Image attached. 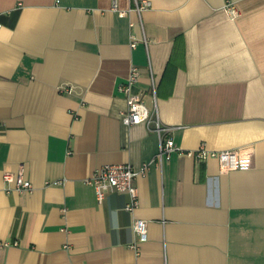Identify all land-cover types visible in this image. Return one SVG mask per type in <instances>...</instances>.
<instances>
[{"label":"crops","instance_id":"crops-1","mask_svg":"<svg viewBox=\"0 0 264 264\" xmlns=\"http://www.w3.org/2000/svg\"><path fill=\"white\" fill-rule=\"evenodd\" d=\"M116 1L125 16L113 0H0V264H264V0ZM132 68L150 124L122 123ZM155 119L181 153L135 178L133 211L118 191L99 204L86 180L153 160ZM200 147L239 169L197 162ZM20 169L31 189L7 193Z\"/></svg>","mask_w":264,"mask_h":264},{"label":"built area","instance_id":"built-area-1","mask_svg":"<svg viewBox=\"0 0 264 264\" xmlns=\"http://www.w3.org/2000/svg\"><path fill=\"white\" fill-rule=\"evenodd\" d=\"M149 3L146 1L136 2L134 10L138 13L147 9ZM112 9L118 11L117 1L113 0ZM120 15H126L124 11H118ZM233 14L234 11L232 10ZM2 25L0 24V30ZM147 46L146 39L143 40ZM137 45L136 40H132L131 47ZM139 71L137 68H132L126 80L118 85V90L125 97L127 102V110L121 114L122 123L126 126L136 125L140 123H151L150 111L145 105L143 94L133 93L132 87L138 81ZM153 89V95L155 94ZM159 138V148L153 160L148 163H143L141 168L136 171L130 164L106 165L102 166L99 170L90 176L86 183L92 186L96 193L97 202L100 204L106 193L117 192L126 193L130 198V203L126 204L124 210L133 211L138 205V192L134 184V180L139 175H145L147 168L150 164L160 166L162 163H167L171 160L173 153H181L180 148L175 144L172 137L165 135L164 132H170L169 128H163L155 119L154 127L152 129ZM197 162H202L208 158H214L218 161L221 170L231 172L236 171L240 167L239 157L234 150L224 151H207L203 147L198 148L195 152H189ZM3 181L6 184L7 193L12 189L19 191H29L31 183L24 177L23 170L20 169L17 173L13 174L5 172L3 174ZM148 224L146 220L136 219L133 222L132 230L134 231L137 241L133 244V248L138 251V244L147 242L148 239ZM0 244H2L0 242ZM7 245V244H3Z\"/></svg>","mask_w":264,"mask_h":264}]
</instances>
